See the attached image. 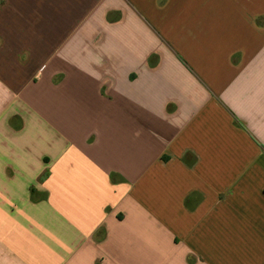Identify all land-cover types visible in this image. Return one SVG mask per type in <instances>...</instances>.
Here are the masks:
<instances>
[{
    "label": "crops",
    "instance_id": "crops-1",
    "mask_svg": "<svg viewBox=\"0 0 264 264\" xmlns=\"http://www.w3.org/2000/svg\"><path fill=\"white\" fill-rule=\"evenodd\" d=\"M0 264H264V0H0Z\"/></svg>",
    "mask_w": 264,
    "mask_h": 264
}]
</instances>
